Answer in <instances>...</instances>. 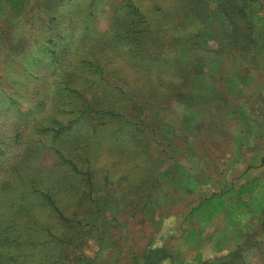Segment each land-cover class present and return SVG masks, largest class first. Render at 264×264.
I'll return each instance as SVG.
<instances>
[{
	"label": "rangeland",
	"instance_id": "1",
	"mask_svg": "<svg viewBox=\"0 0 264 264\" xmlns=\"http://www.w3.org/2000/svg\"><path fill=\"white\" fill-rule=\"evenodd\" d=\"M178 1L0 0V218H8L1 191L24 147L35 165L54 167L49 137L39 130L52 116H64L54 100L64 69L83 59L106 64L111 86L91 92V101L114 105L134 123L124 126L123 155L104 144L96 161L116 180L94 194L96 227L87 229L74 264H143L158 247L165 255L158 264H217L212 260L232 252L244 264H264V210L236 225L231 211L215 223L208 213L190 215L205 199L252 177L248 156L264 129V0H224L220 8L189 0L181 15ZM132 2L153 21L152 43L167 51L163 58L186 70L182 87L169 96L162 88L152 108L142 90L180 81L181 74L148 67L131 52L133 43L107 46ZM120 171L130 175L122 186Z\"/></svg>",
	"mask_w": 264,
	"mask_h": 264
},
{
	"label": "trees",
	"instance_id": "2",
	"mask_svg": "<svg viewBox=\"0 0 264 264\" xmlns=\"http://www.w3.org/2000/svg\"><path fill=\"white\" fill-rule=\"evenodd\" d=\"M206 1L219 8L224 4V0ZM131 4V10L122 14L119 20L116 19V28L110 31L107 46L133 43L131 52L140 57L148 67L158 72L160 68L164 73L169 69H176L181 74L180 81L168 80L164 81L165 84L158 82L157 86L152 83L142 90L147 106L152 108L159 106L157 101L162 88L166 89L169 96L174 87H182V74L186 70L174 60L163 58L167 51L152 43L153 21L139 5L134 2ZM177 4L178 15L191 6L189 0H179ZM156 9L162 8L156 6ZM163 10L161 11L166 12ZM85 54L89 56L88 53ZM75 68L63 70L61 82L57 85L59 87L63 83V86L54 96V100L60 104L59 111L64 116H52L46 126L39 130V133H46L49 137L46 146L55 157L54 167L35 165L33 158H30L32 150L26 146L23 148L24 159H17L15 170L12 168L15 180L8 178L6 182L9 186L1 191L7 197L8 203L5 206L8 218H0V264H74V257L82 255V246L89 237L87 229L96 227L94 220L98 210L93 203L94 194L115 184L113 180L116 177L112 176L110 168L103 167L101 173L96 161L101 156L104 144L110 145L112 151L116 149L121 153L120 149L127 143L124 139V126L134 123L118 112L114 105L102 107L91 101V92H102L111 86L106 77L109 74L106 64L99 60L83 59ZM77 72L78 75L75 74ZM80 81L81 85L78 84ZM41 105L45 104L42 102ZM114 125H117L116 129ZM20 132L22 131L17 128L14 134L17 148L22 142L18 139ZM115 142H119L116 147L111 145ZM124 158L119 157L121 167H125L124 163H127ZM129 177L127 171H120L117 185L122 186ZM0 184H4L3 181ZM10 192L15 194L11 196ZM236 192L238 197L232 200ZM227 194L229 208L233 211V222L235 219H248L251 214H259L264 210V202H261L264 196L257 198L264 194V185L256 179L239 189H231ZM246 195L248 197H244ZM225 207L221 195L215 194L207 206L199 205L193 209V213L201 212L202 217L207 213L214 216L222 213ZM148 253L143 264H158L165 258L159 247ZM240 258V252H232L212 262L244 264L239 261Z\"/></svg>",
	"mask_w": 264,
	"mask_h": 264
},
{
	"label": "crops",
	"instance_id": "3",
	"mask_svg": "<svg viewBox=\"0 0 264 264\" xmlns=\"http://www.w3.org/2000/svg\"><path fill=\"white\" fill-rule=\"evenodd\" d=\"M256 131V130H255ZM261 131L263 132L262 134L263 135H261V133H258V134H256V136H258V137H256V136H254V140H253V143H252V151H251V156H248V159L251 161V163H252V170H251V174H252V177L249 179V181H253V180H258L261 184H263L264 185V129H261ZM257 133V132H256ZM260 142V143H259ZM256 146H259L260 148L259 149H256ZM249 181H246V182H243V183H241L240 185H235L234 186V188L235 189H239L240 187H242L243 185H245L247 182H249ZM229 190V189H228ZM225 191V192H223V193H216V194H219V195H221V198H222V200H223V202L225 203V209L222 211V213H220V214H217L216 216V218L214 219V217L215 216H211L210 215V217L209 218H211V220L213 219V223H215V222H217L218 221V218H219V216L221 215V214H223V213H228V212H230L231 211V209L229 208V203H230V200H228L229 199V197H228V192L231 190H229V191ZM215 195V194H214ZM214 195H212L211 197H209V198H207V199H205V201H204V203H202L204 206L206 205L207 206V204H208V202H211V200H212V198H213V196ZM234 195H237L238 196V193L236 192ZM236 196V197H237ZM235 197V196H234ZM235 197V198H236ZM244 197H248L247 195L246 196H244ZM235 198L233 199L232 198V200H235ZM200 203V205H202ZM199 206V205H198ZM198 206H196V207H198ZM195 207V208H196ZM233 212V211H232ZM232 212L230 213L231 214V216H232ZM191 214H194V215H196L195 213H193V209H192V211H191V213H190V215ZM222 216H225V214H223ZM236 220V219H235ZM234 220V222L232 221V223L233 224H238V222H237V220H239V219H237L236 221ZM212 223V222H211ZM228 255V254H227ZM226 256V255H225ZM223 257V256H222Z\"/></svg>",
	"mask_w": 264,
	"mask_h": 264
}]
</instances>
